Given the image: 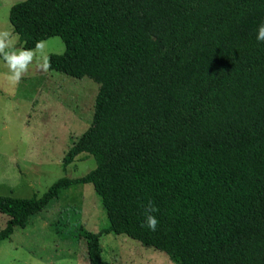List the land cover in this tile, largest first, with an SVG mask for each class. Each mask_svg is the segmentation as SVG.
<instances>
[{"label": "trees", "instance_id": "obj_1", "mask_svg": "<svg viewBox=\"0 0 264 264\" xmlns=\"http://www.w3.org/2000/svg\"><path fill=\"white\" fill-rule=\"evenodd\" d=\"M264 0H24L8 22L23 50L64 46L47 68L97 84L89 126L67 149L63 178L40 197L0 196V242L62 190L89 185L106 226L72 227L86 264L101 236H125L172 264H264ZM3 60V53H0ZM156 209L155 231L143 227ZM58 233V232H57Z\"/></svg>", "mask_w": 264, "mask_h": 264}, {"label": "rangeland", "instance_id": "obj_2", "mask_svg": "<svg viewBox=\"0 0 264 264\" xmlns=\"http://www.w3.org/2000/svg\"><path fill=\"white\" fill-rule=\"evenodd\" d=\"M24 0H0V41L4 55L23 51L8 22L10 8ZM33 58L13 81L14 69L0 60V196L40 197L56 181L84 176L95 167L90 157L76 158L62 170V159L90 124L97 84L74 79L47 68L51 55L64 51L58 37L31 50ZM92 187L74 185L62 190L45 210L29 217L0 242V264H86L81 240L60 241L79 224L98 233L106 226ZM7 217L0 214V230ZM58 232V233H57ZM99 245L109 264H172L161 252L144 248L125 236L104 235Z\"/></svg>", "mask_w": 264, "mask_h": 264}, {"label": "clouds", "instance_id": "obj_3", "mask_svg": "<svg viewBox=\"0 0 264 264\" xmlns=\"http://www.w3.org/2000/svg\"><path fill=\"white\" fill-rule=\"evenodd\" d=\"M255 39L257 42H264V18L260 20L255 30ZM5 44L0 41V49L4 48ZM40 47L39 44L36 46ZM33 58V52L31 50L15 51L12 54H5L3 59L7 62L9 69H14L12 76L13 81L18 80L21 72L25 69L26 65ZM156 209L152 206L151 201L144 207V220L143 227H146L150 231H155L157 226V219L154 213Z\"/></svg>", "mask_w": 264, "mask_h": 264}]
</instances>
